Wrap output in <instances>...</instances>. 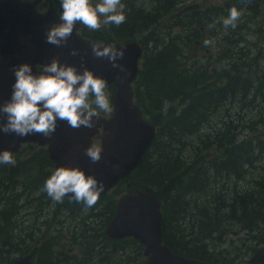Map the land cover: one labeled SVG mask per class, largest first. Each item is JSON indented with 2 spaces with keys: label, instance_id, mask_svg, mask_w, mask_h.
Wrapping results in <instances>:
<instances>
[{
  "label": "rangeland",
  "instance_id": "1",
  "mask_svg": "<svg viewBox=\"0 0 264 264\" xmlns=\"http://www.w3.org/2000/svg\"><path fill=\"white\" fill-rule=\"evenodd\" d=\"M92 1L93 6L100 2V0ZM122 2L125 5L126 21L119 26L111 24L109 31L102 36L104 40H125L132 37L140 40L147 37L152 44L159 45L161 42L159 39L165 40V45L177 44L181 51V57L176 65L178 69L170 71V74L164 78V83L173 90L159 91L147 103L146 109L151 111L148 118L152 122H155L152 119L154 115L157 119L160 112L165 113L163 109L166 101L168 110L165 114H178L182 111L184 102L190 105L200 91H219L220 86L228 81V74L238 75L243 79L252 78L248 80L247 94L240 90L227 94L228 98L216 107L206 108L202 121L198 125L195 120L197 112L194 110L188 121L189 132L176 139L168 138V141L161 142L154 153L155 160L162 156L169 164V168L163 165L166 169L161 176L171 171L169 178L158 186L172 207L174 225L184 226L195 236H202L211 241L217 237V232L213 231L209 225L201 226L195 223L193 219L194 214L199 213V216H203L201 208L231 204L240 194V186L243 185L248 186L264 200V193L260 191L261 185H264V151L253 153L250 164L240 161L238 173L217 170L219 162L224 159L226 150L231 145L249 142L251 136L264 141V122L261 124L264 119V6L257 24L253 25L255 16L260 14L255 13L256 5L251 3V0H123ZM231 6H235L242 15L235 29L231 27L225 29L222 21L223 18L228 17L227 10ZM194 7L196 9L192 12L195 16L188 18L185 11ZM205 11L212 16L205 23L206 29H195L206 19ZM178 15L180 18L175 20L183 22L184 25L173 28L171 24L175 20L169 19ZM209 19H217L214 22L217 28L209 27L212 25L208 22ZM162 20L167 23H164L165 28H162L160 24ZM171 29L173 33L170 37H166V33H169ZM205 39L213 40L214 43L205 46L203 43ZM164 44L154 51L164 47ZM257 45L260 50L256 48ZM213 64L219 69H214ZM185 68L194 69L197 73L188 75L184 72ZM208 68L215 72L211 77H203L202 80L194 79L196 75H201L200 73H204ZM187 78H192V81L188 82ZM185 79L184 91H178V85ZM155 80L160 83L159 78L155 77ZM148 83L152 86V82ZM106 93L110 99L109 90ZM176 97L177 101L174 102L173 99ZM105 114L107 113L100 112V115ZM252 147L257 145L252 144ZM214 149L221 151V154L216 162L210 163L205 160V156L206 154L214 155ZM29 151L30 149L24 146L23 153L27 154ZM259 168L262 171L257 170ZM177 170L196 173L197 183L201 188L190 187L182 196L176 193L178 188L171 193L168 187L172 179H177L171 174ZM53 172V168L49 169L43 184V179H40L19 196L14 194V190L18 189L16 182L0 176V239H2L0 251L7 257H15L30 250L32 246L37 250V261L40 264H112L104 256L108 246L99 244L102 238L93 243L85 240L91 235L101 233V228L110 216V210H103L101 206L99 208L101 211L92 212L91 209L85 211L84 206L67 203L64 200L62 203L54 202L42 190ZM171 186L174 187L175 184ZM221 187L224 189V194L217 197L213 191ZM174 201L176 204H173ZM263 215L264 211L261 216ZM227 218L229 216L225 217L226 232L230 231L232 226V222L226 221ZM17 221L20 224L15 230L19 233L17 236L23 240L20 242L7 236L12 224ZM262 224L264 223H260L259 226ZM36 234H38L37 239ZM239 235H243V232ZM50 236L53 242L51 262L47 249L42 251L40 246L42 238ZM168 236H173L170 231ZM227 237L228 239L225 240ZM231 239L236 241L234 246L228 243ZM224 240L225 243L221 247H228L226 253L230 264H238L243 254L257 243L255 238H251L243 244L242 238L233 237L230 233H225ZM79 241L87 254L86 260L77 246ZM73 243L76 244L75 247ZM53 252H56V255ZM130 256L134 258L135 254L131 253ZM73 259L76 263L71 261Z\"/></svg>",
  "mask_w": 264,
  "mask_h": 264
},
{
  "label": "water",
  "instance_id": "2",
  "mask_svg": "<svg viewBox=\"0 0 264 264\" xmlns=\"http://www.w3.org/2000/svg\"><path fill=\"white\" fill-rule=\"evenodd\" d=\"M38 2L0 0V106L11 99L16 82L15 67L29 64L33 75L39 76L38 66L59 59L61 65L74 66L80 72L88 68L97 77L105 79L107 85L114 87L113 116L108 120L94 117L96 126L91 129L84 126L74 129L66 121L58 120L57 129L50 138L40 133L21 137L0 130V152L10 150L16 154L24 143L48 146L56 169L61 166L80 168L86 175L104 183L105 190L101 195H106L139 167L158 135L157 127L143 118L135 103L133 84L140 72L144 46L140 42L103 44L78 36L75 28L66 45L47 43L45 26L50 29L61 20L52 7L46 13L37 11ZM94 43L122 48L125 57L117 62L126 71L113 68L107 58L95 57L92 52ZM73 49H78L79 54L71 55ZM3 122H7L6 116ZM100 128L104 131L98 144L102 149V159L93 164L85 155V150L94 144ZM72 195L67 194L69 197ZM162 225L159 198L154 193L137 189L135 193L122 195L118 199L115 215L106 233L116 240L133 238L139 241L144 246L145 264H207L171 249L164 242ZM250 262L264 264V247L254 252ZM11 264H34L33 254L20 257Z\"/></svg>",
  "mask_w": 264,
  "mask_h": 264
},
{
  "label": "trees",
  "instance_id": "3",
  "mask_svg": "<svg viewBox=\"0 0 264 264\" xmlns=\"http://www.w3.org/2000/svg\"><path fill=\"white\" fill-rule=\"evenodd\" d=\"M251 3L256 5L255 13L260 14L259 16H255L256 20L253 25H256L262 13L264 0H251ZM211 8L214 7L211 6ZM231 8L232 6L227 11H229ZM194 9L188 8V10L185 11L186 14H188V18H193L195 16V13L192 12ZM146 14L148 15V13ZM204 15L206 19L202 21V24H199L195 29H206L205 23L207 19L211 18L212 16L210 13H208V11H205ZM177 18H180L179 15L173 16L169 20L173 21ZM216 20L217 19H209L208 22L212 23L213 25ZM171 25L173 28L175 26L180 28L184 25V23L179 20H175ZM214 27L217 28V25ZM148 28L149 26L147 29ZM172 33L173 29H171L169 33H166V37H170ZM143 38L144 39L138 40L132 37L131 39H119L108 43L118 44L125 42H140L144 45L141 69L134 84L135 99L138 106L141 107L140 109H142L144 117L146 116V119L151 121V123L157 127L158 136L156 137L149 153L145 156L140 166L131 174V178L127 181H122L113 193L107 197H102L99 199L97 204L92 207L97 208L101 205L103 206V210H110V216L108 221L101 228L100 234L91 235L85 238V240L93 243L95 240L102 238V241L99 244L103 243L108 246L104 256L106 260L112 264H144L143 246L138 241L132 238L122 241H113L109 239L105 233V229L107 228V225L115 213L117 199L123 194L135 193L136 189H142L144 191L155 193V195L159 198L162 204V212L164 216L163 239L165 243H167L176 253L184 255L188 258L205 261L208 264H230L229 259L227 258L228 255L226 253L228 247H221L224 245L225 240L228 239L227 237L224 240L225 233H230V235L233 237L237 236L242 238L243 244H245L246 240L251 238H255L257 240L256 245L250 247L238 262V264H250L249 258L253 255L256 248L264 246V224L259 226L260 223H264V215L261 216L262 212L264 211V200H262V198L257 193L253 192L248 186H240V194L236 196L231 204L214 205L209 208L203 207L201 208L203 216H199V213L194 214V222L201 226L209 225L213 231L217 232V237L211 241H208L202 236H195L192 234L190 229L181 225H174L173 223L172 207L168 203L166 195L160 190L158 186V184H163L166 181L165 179L169 178L171 171L166 172L161 176L164 169H166L163 167V165L169 168V164L167 163L166 158H163L162 156L160 159L155 160L156 157L154 153L161 142L168 141V138L176 139L177 137L183 136L189 132L190 128L188 126V121L190 119L191 113L194 110L197 112L195 120L196 124L198 125L202 121V116L206 108L216 107L221 101L228 98L227 94L234 93L236 90H240L242 93L247 94L249 89L248 80L252 78L243 79L238 75H229L228 72H226L228 74V81L220 86L221 89L219 91H200V93L193 99L190 105L187 102H184L185 105L180 113H169L166 115L165 113L160 112L157 116V119L156 115L152 117V119L155 120V122H152V120H150V118H148L149 116L147 115H151V111L146 109L147 103L153 98V95L159 91L163 92L173 90L172 87L167 85V83H164V78L167 74H170V71L178 69L176 65L179 58L181 57V51L177 47V44L172 43L165 45V40L162 41L159 39L161 42L159 45H157L156 43L152 44L147 37ZM163 44L165 45L164 47L154 51V49H157ZM256 48L260 50L258 45ZM213 68L219 69L214 64ZM184 72L188 75H194L197 73L194 72V69L188 70L187 68H185ZM214 73L215 72H212L211 69L208 68L204 73H200L201 75H196L194 79L202 80L203 77H211ZM155 77L160 79V83L155 80ZM149 81L152 82V86H150L148 83ZM187 81L191 82L192 78H187ZM185 82L186 79L185 81H181V84L178 85V91H184ZM156 85L158 87H156ZM173 100L176 102L177 97ZM263 122L264 119L262 120L261 124ZM165 144L167 145V142ZM252 144L257 145V147H252ZM27 147L30 149L27 154L23 153V149L19 154L15 155V165L5 166L4 164H0V176L7 177L16 182L18 189L14 190V194L17 196L21 195L30 185L38 182L40 179H43V184L48 170L53 168V163L50 160L49 154L45 148H41L37 145H27ZM214 151V155L206 154V161L214 163L218 160L221 151L219 152L215 149ZM263 151L264 141L261 139L257 140L254 138V136H251L249 142L231 145L226 150V156L224 159L219 162V168L217 170L218 172L228 171L238 173L240 171V161L250 164L252 163L253 159L252 154ZM155 170H157L156 173ZM257 170L262 171L261 168ZM195 174L196 173H190L188 171L181 170L173 172L171 176L177 177V179H172L171 184H175V186L172 187L170 184L168 189L171 191V193H174L176 188H178L176 193L180 196H182L184 192L190 187L193 189H200L201 186H198ZM223 190L224 189L222 187L217 188L215 191H213V193H215L217 197H221L224 194ZM260 191L264 193V185H261ZM173 204H176V201H174ZM99 208L93 210L92 212L101 211ZM226 210H228V213H226ZM228 216L229 218H227V221L232 222V226L231 230L226 232L227 228H225V217ZM19 224V221L13 223L7 234L8 237L17 240L18 242L23 241L17 236L19 233L15 230L16 226ZM23 230H25V228H23ZM168 231H170L173 236H168ZM241 232H243V235H239ZM249 232L251 233L245 234ZM37 235L38 234L35 235L36 239ZM76 239L78 240V237ZM1 241L2 239H0V242ZM51 242V236L45 237V239L40 241V246L43 248V251L45 249L48 251L50 262ZM228 243L229 245L234 246L236 241L231 239V241ZM73 245L74 247L76 246L75 243H73ZM77 246L82 251L86 260L87 254L83 251L80 241L78 242ZM214 246L215 248H213ZM27 253H34L37 255V250L35 247L31 246L30 250L20 253L15 257H7L4 252L0 251V264H10L15 259ZM53 253L56 255V252ZM131 253L135 254L134 258H131ZM209 256H211V258ZM71 261L75 262V260Z\"/></svg>",
  "mask_w": 264,
  "mask_h": 264
},
{
  "label": "clouds",
  "instance_id": "4",
  "mask_svg": "<svg viewBox=\"0 0 264 264\" xmlns=\"http://www.w3.org/2000/svg\"><path fill=\"white\" fill-rule=\"evenodd\" d=\"M59 3L63 9L59 13L61 23L53 24L50 29L45 26L47 43L56 46L67 44L77 23L91 31H98L103 26H119L126 21L122 0H100L95 6L91 0H59ZM241 15V11L232 7L228 17L223 18L224 28L235 29ZM214 26L209 25L210 28ZM203 43L209 46L214 41L205 39ZM92 52L97 58H107L113 68L126 71L117 62L125 57L122 48L94 43ZM78 54V49L72 50L71 55ZM13 71L16 82L11 99L0 106V130L6 134L15 133L24 137L40 133L50 138L57 129L58 120L66 121L74 129L82 126L91 129L96 126L93 118L99 117L100 112L110 114L113 111L106 93L107 81L86 67L80 72L74 66L61 65L59 59H53L50 64L39 69V76L33 75L29 64L15 67ZM167 110L166 101L163 111L167 113ZM5 116L6 123L3 122ZM85 155L91 163H98L102 159V149L93 144L85 150ZM15 163L10 150L0 152V164ZM42 190L57 203H62L67 194L71 193L73 195L69 198L83 203L87 211L97 204L105 185L78 167L61 166L46 180Z\"/></svg>",
  "mask_w": 264,
  "mask_h": 264
},
{
  "label": "flooded vegetation",
  "instance_id": "5",
  "mask_svg": "<svg viewBox=\"0 0 264 264\" xmlns=\"http://www.w3.org/2000/svg\"><path fill=\"white\" fill-rule=\"evenodd\" d=\"M92 1V0H91ZM123 1V0H122ZM48 3L47 1H45V0H42L38 5H37V7L39 8V10H41V11H46L47 10V5H46V3ZM49 3H48V7H49ZM51 6L56 10V12L57 13H60V12H62L63 11V9H62V7H61V5H60V3H59V0H51ZM194 8H196V7H194ZM194 8H192V9H194ZM103 18V17H102ZM164 23H166V22H164L163 20L161 21V26H162V28H165V26H164ZM77 24H79V23H77ZM76 24V25H77ZM167 24V23H166ZM167 27V26H166ZM109 29H110V25H106V26H103L100 30H98V31H91V30H89L87 27H85L84 25H82L81 24V26L79 27V28H77V33L79 34V35H81V36H83V37H85V38H87V39H90V40H97V41H100V42H102V41H104L103 43H108V42H114V41H116V40H110V41H107V40H104L103 38H102V36L103 35H105L108 31H109ZM107 90H109V92H110V103H111V105H112V103H113V89L110 87V86H107V88H106V91ZM93 99H94V97H93ZM105 115H108V113L107 114H105ZM258 140V139H257Z\"/></svg>",
  "mask_w": 264,
  "mask_h": 264
},
{
  "label": "bare ground",
  "instance_id": "6",
  "mask_svg": "<svg viewBox=\"0 0 264 264\" xmlns=\"http://www.w3.org/2000/svg\"><path fill=\"white\" fill-rule=\"evenodd\" d=\"M185 50H186V49H185ZM239 136H240V135H239ZM218 182H219V181H218ZM154 194H155V193H154ZM226 221H227V219H226ZM220 228H221V227H220ZM225 228H226V227H225ZM225 228H224V229H225ZM225 230H226V229H225Z\"/></svg>",
  "mask_w": 264,
  "mask_h": 264
}]
</instances>
